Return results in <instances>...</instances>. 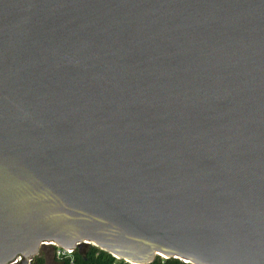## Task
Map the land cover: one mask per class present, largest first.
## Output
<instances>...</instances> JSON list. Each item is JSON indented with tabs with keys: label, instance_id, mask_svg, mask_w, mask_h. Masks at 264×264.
Instances as JSON below:
<instances>
[{
	"label": "water",
	"instance_id": "obj_1",
	"mask_svg": "<svg viewBox=\"0 0 264 264\" xmlns=\"http://www.w3.org/2000/svg\"><path fill=\"white\" fill-rule=\"evenodd\" d=\"M264 264V0H0V264Z\"/></svg>",
	"mask_w": 264,
	"mask_h": 264
},
{
	"label": "trees",
	"instance_id": "obj_2",
	"mask_svg": "<svg viewBox=\"0 0 264 264\" xmlns=\"http://www.w3.org/2000/svg\"><path fill=\"white\" fill-rule=\"evenodd\" d=\"M71 259L56 261L55 264H126L124 261L118 260L106 252L92 246H81L74 251ZM32 264H46L45 258L40 254L36 257ZM152 264H185L178 259H163L158 257Z\"/></svg>",
	"mask_w": 264,
	"mask_h": 264
},
{
	"label": "rangeland",
	"instance_id": "obj_3",
	"mask_svg": "<svg viewBox=\"0 0 264 264\" xmlns=\"http://www.w3.org/2000/svg\"><path fill=\"white\" fill-rule=\"evenodd\" d=\"M83 246H85V245H83ZM88 246L92 247L91 245H88ZM56 252H57V248H55L53 246H43L41 248L38 256H40V254H41L45 258L46 264H55L56 261H60V260H58V258L56 256Z\"/></svg>",
	"mask_w": 264,
	"mask_h": 264
},
{
	"label": "built area",
	"instance_id": "obj_4",
	"mask_svg": "<svg viewBox=\"0 0 264 264\" xmlns=\"http://www.w3.org/2000/svg\"><path fill=\"white\" fill-rule=\"evenodd\" d=\"M55 248H57V252H56V256L58 258V260L62 261V260H65V259H71V262L72 261V257L74 255V251L75 249H64V248H60V247H56V246H53ZM21 261V258H17L12 264H19ZM185 263V262H184ZM185 264H189V263H185Z\"/></svg>",
	"mask_w": 264,
	"mask_h": 264
}]
</instances>
